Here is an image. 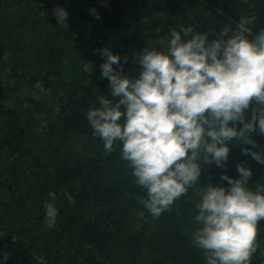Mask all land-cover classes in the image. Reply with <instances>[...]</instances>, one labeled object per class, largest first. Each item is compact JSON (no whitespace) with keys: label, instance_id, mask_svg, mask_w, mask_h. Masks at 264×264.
Listing matches in <instances>:
<instances>
[{"label":"trees","instance_id":"trees-1","mask_svg":"<svg viewBox=\"0 0 264 264\" xmlns=\"http://www.w3.org/2000/svg\"><path fill=\"white\" fill-rule=\"evenodd\" d=\"M58 7L67 15L58 19ZM181 26L209 39L228 26L254 39L264 29V0H0L3 264H204L191 242L201 184H224L221 173L235 178V165L246 162L249 186L264 191V165L238 145L226 169L207 166L200 183L153 217L119 145L106 151L93 135L86 113L108 94L98 50L127 56L123 69L132 77L140 51H166L167 34ZM253 139L264 148V136ZM49 191L57 194L52 227L43 222ZM258 223L250 264H264V220Z\"/></svg>","mask_w":264,"mask_h":264},{"label":"clouds","instance_id":"clouds-1","mask_svg":"<svg viewBox=\"0 0 264 264\" xmlns=\"http://www.w3.org/2000/svg\"><path fill=\"white\" fill-rule=\"evenodd\" d=\"M53 14L67 15L59 7ZM190 33L185 26L170 30L166 51L144 47L132 77L123 69L127 56L98 50L108 94L96 98L86 120L106 151L119 145L121 159L146 191L140 202L153 217L197 184L207 166L226 169L234 146L264 165V148L253 139L254 133L264 136V29L254 39L228 26L214 39ZM235 169V178L222 172L224 184H201L198 193L191 242L204 264H250L256 251L264 191L249 186L253 172L246 162ZM48 197L43 222L52 227L57 194L49 191ZM65 199L73 197L66 193Z\"/></svg>","mask_w":264,"mask_h":264},{"label":"rangeland","instance_id":"rangeland-1","mask_svg":"<svg viewBox=\"0 0 264 264\" xmlns=\"http://www.w3.org/2000/svg\"><path fill=\"white\" fill-rule=\"evenodd\" d=\"M261 226H262V224L257 222L256 229H258L260 231Z\"/></svg>","mask_w":264,"mask_h":264}]
</instances>
